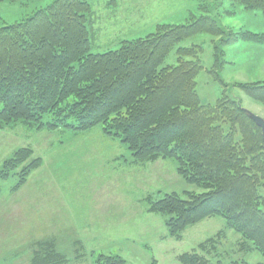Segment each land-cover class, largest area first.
Returning <instances> with one entry per match:
<instances>
[{"label":"trees","instance_id":"1","mask_svg":"<svg viewBox=\"0 0 264 264\" xmlns=\"http://www.w3.org/2000/svg\"><path fill=\"white\" fill-rule=\"evenodd\" d=\"M226 1L233 6L234 15L240 6L264 15V0ZM91 13L88 0H52L31 16L0 27V125L22 121L39 129L75 132L100 125L106 134L118 137L136 161L174 159L177 173L205 191H185L187 198L166 193L151 199L150 212L165 215L166 226L177 239L182 238L185 227L222 216L226 227L241 235V246L264 259V141L260 127L240 100L224 95L214 103L201 100L196 76L202 68L195 48H178V64L162 66L184 38L201 31L223 35L226 28L205 16L190 24H161L145 37L122 41L118 49L92 52ZM261 39L264 33L239 29L224 45ZM214 49L215 63L221 64L224 50L218 42ZM254 84L242 83L241 88L264 101V83ZM27 151H18L6 166L15 168L29 156ZM40 163L42 159L37 157L23 172ZM7 176L0 172V178ZM219 235L199 245L202 254L183 253L179 260L209 264L206 254L212 252L205 247L216 248ZM46 247L44 253L36 252L31 264L65 261L51 244ZM93 264L127 262L120 255L99 254Z\"/></svg>","mask_w":264,"mask_h":264},{"label":"rangeland","instance_id":"2","mask_svg":"<svg viewBox=\"0 0 264 264\" xmlns=\"http://www.w3.org/2000/svg\"><path fill=\"white\" fill-rule=\"evenodd\" d=\"M51 1H0V27L31 16ZM88 1L92 52L118 49L122 41L145 37L161 24H190L205 16L220 21L226 33L201 31L184 38L162 66L178 64V48H195L202 68L196 76L201 100L214 103L229 96L240 100L247 114L264 120V101L241 88L242 83H264V39L224 45L239 29L264 33L261 12L240 6L234 15L226 0ZM217 42L224 50L221 64L214 58ZM24 149L29 156L15 168L7 167ZM37 157L42 163L23 172ZM0 172L8 174L0 178V264H31L48 244L65 255L66 264H93L99 254L120 255L127 264H183L181 254L199 251L200 244L218 234L216 248L205 247L212 252L206 254L209 264L264 262L258 252L241 246V235L228 229L219 215L185 227L180 239L172 236L166 216L150 212L151 199L205 190L185 181L172 158L136 161L132 151L100 125L82 132L39 129L22 121L0 125Z\"/></svg>","mask_w":264,"mask_h":264},{"label":"water","instance_id":"3","mask_svg":"<svg viewBox=\"0 0 264 264\" xmlns=\"http://www.w3.org/2000/svg\"><path fill=\"white\" fill-rule=\"evenodd\" d=\"M249 116L252 117V119L256 122V124L262 129V132H263V141H264V120L261 119L260 117L258 116H254V115H250L248 114Z\"/></svg>","mask_w":264,"mask_h":264},{"label":"crops","instance_id":"4","mask_svg":"<svg viewBox=\"0 0 264 264\" xmlns=\"http://www.w3.org/2000/svg\"><path fill=\"white\" fill-rule=\"evenodd\" d=\"M42 245H44V244H42ZM56 251V253H59L60 255H62L64 258H65V261H63L61 264H66L67 263V261H68V259L65 257V255L61 252V251H57V250H55ZM67 259V260H66ZM209 260V259H208ZM210 262V261H209Z\"/></svg>","mask_w":264,"mask_h":264}]
</instances>
